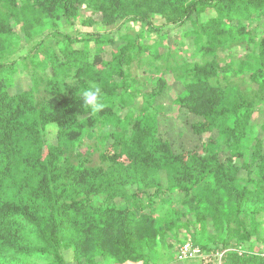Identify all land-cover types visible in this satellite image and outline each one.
Returning <instances> with one entry per match:
<instances>
[{"label":"trees","instance_id":"16d2710c","mask_svg":"<svg viewBox=\"0 0 264 264\" xmlns=\"http://www.w3.org/2000/svg\"><path fill=\"white\" fill-rule=\"evenodd\" d=\"M83 7L116 27L110 60L114 34L63 31L94 25ZM167 28L184 29L190 58L160 53ZM168 76L194 138L208 136L200 153L161 136ZM93 83L97 113L81 95ZM262 217L264 0H0V264H155L186 243L196 264H264L245 247Z\"/></svg>","mask_w":264,"mask_h":264},{"label":"rangeland","instance_id":"374dc122","mask_svg":"<svg viewBox=\"0 0 264 264\" xmlns=\"http://www.w3.org/2000/svg\"><path fill=\"white\" fill-rule=\"evenodd\" d=\"M212 14H213V12H210L209 16H211ZM79 15H80L79 16L80 19H82L83 21H93L94 25L92 27H83L82 28V25L79 22L78 25L73 29L68 28L66 26H63V31L66 32L67 34H76L79 31L85 32V33H87V32L96 33V34H105V33L114 34V36H111V37L115 39L116 43L114 45H108L104 49V54H103V56L106 60H110L113 52L116 49H118V46L122 43V41L119 40L118 37H116L117 36L115 34L116 27H105L101 23L100 15L93 14L86 7L81 8ZM163 23H164L163 19H158L156 21L157 26H160ZM136 28H137V30H139V27L136 26ZM186 28H187V30H190L191 24L189 23L186 26ZM253 29L256 30L255 25L253 26ZM256 32L260 33L261 30L257 29ZM122 33L125 34V29H122ZM161 34L162 35L163 34L168 35L163 40L159 41V48H160L161 54H166L170 50H173V51L176 50L179 53L183 54V57L190 58L191 50L189 47L188 40L185 39L183 41L184 29L167 28L164 31H162ZM154 40H155V38H154ZM153 41L147 39V41H143V43L152 44ZM245 54H246L245 47L241 46L240 48H236V49L230 51L229 53H222L221 56L226 57V60H227V59H230L232 57H235L236 59L237 58H243L245 56ZM92 56H94V52H93ZM131 73L133 75H135L140 81H143V82H141L143 84L142 86L143 87L146 86L147 91H150L149 88H151L150 86L152 84L150 83V85H148V83H146L144 81V78H146L148 76V74L145 72V70L138 67V63H135L133 65ZM25 76L26 75L23 74L20 77H18V79L16 81L17 85L15 88V91L21 92L23 90L29 89L30 82H29V80L26 79ZM167 79H168V82L170 83V88L167 90V92L161 98H159L156 101L157 105H160L164 108L162 115L159 116L161 136L163 137V139L170 141L174 150L178 153H189L187 155H191L193 153H198V152L200 153L203 150V148L206 147L205 144H206L207 140H205V139L208 138V136H206L204 140L203 139L202 140H199V139L196 140V138H194V136L192 135V133L190 131V129H191L190 126L197 121V117L189 115L183 110L178 111L177 108L172 105V100L176 96V94L178 93L179 86L174 83L173 77L168 76ZM141 101L142 100L140 98L139 103ZM259 114L260 113L258 112L257 116L255 117L257 122H259V119H258ZM92 160L95 161L94 162L95 164L99 163V156L97 153H94ZM262 220H264V218ZM182 238H185V239L187 238V240H188V236L186 234L183 235ZM188 242H191V241H188ZM166 245L169 246L168 243ZM177 247H178V245H176L174 247V249L169 250V253H168L169 255H165L164 253L157 254L158 260L155 264H196V261L201 260V259H198L196 261L179 262L177 260V255H178V251H177L178 248ZM245 247L247 249L251 247L253 251L264 252V223H263V227L261 228V230L259 232V235L256 238H253V240L250 243H248ZM164 251H165L164 249H161V252H164ZM170 254H171V256H170Z\"/></svg>","mask_w":264,"mask_h":264},{"label":"clouds","instance_id":"9594fccd","mask_svg":"<svg viewBox=\"0 0 264 264\" xmlns=\"http://www.w3.org/2000/svg\"><path fill=\"white\" fill-rule=\"evenodd\" d=\"M83 103L93 113L102 111L105 108V104L102 102V88L97 84H90L87 88L81 92Z\"/></svg>","mask_w":264,"mask_h":264},{"label":"built area","instance_id":"2783aa9c","mask_svg":"<svg viewBox=\"0 0 264 264\" xmlns=\"http://www.w3.org/2000/svg\"><path fill=\"white\" fill-rule=\"evenodd\" d=\"M201 250L198 247H194L191 243H186L183 245L177 255V260L179 262H186L189 260H194L198 257H201ZM220 262L223 257V254H218Z\"/></svg>","mask_w":264,"mask_h":264}]
</instances>
